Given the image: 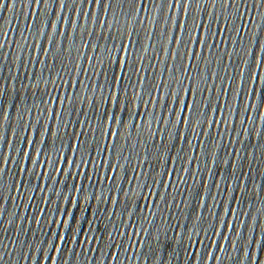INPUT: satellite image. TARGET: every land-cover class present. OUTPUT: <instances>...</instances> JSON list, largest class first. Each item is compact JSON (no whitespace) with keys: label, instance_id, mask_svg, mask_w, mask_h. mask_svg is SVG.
<instances>
[{"label":"water","instance_id":"obj_1","mask_svg":"<svg viewBox=\"0 0 264 264\" xmlns=\"http://www.w3.org/2000/svg\"><path fill=\"white\" fill-rule=\"evenodd\" d=\"M141 2L0 0V264H264V0Z\"/></svg>","mask_w":264,"mask_h":264},{"label":"snow or ice","instance_id":"obj_2","mask_svg":"<svg viewBox=\"0 0 264 264\" xmlns=\"http://www.w3.org/2000/svg\"><path fill=\"white\" fill-rule=\"evenodd\" d=\"M39 2H40V0H36V4H39ZM106 2H107V0H83L84 4L99 5L101 7H104ZM142 2L146 5L149 2V0H142ZM167 2H169V0H167ZM45 3H48V0H45ZM59 3H60L61 7L65 6V0H59ZM171 6H173V0H171ZM175 6L180 8L181 7V0H175ZM108 7L110 8V4L108 5ZM75 11L79 12L80 15H82V16L89 17V12L81 13L80 9L76 8V7H75ZM106 11H107V9H106ZM182 11H184L186 15L190 16L188 10L184 9V7H183ZM56 18L58 20L61 19L60 15H59V12H57ZM91 18H92V14H91ZM63 22L66 23V24H69V21H68L67 17H65L63 19ZM70 24L74 28L77 27V25L74 24L72 21H71ZM50 26H51L53 32H56L57 24L53 20L50 22ZM178 27L185 28L186 26L180 25L178 23ZM60 34L62 35L63 33H60ZM48 38H49V40H52V37H48ZM197 42L198 43H203L202 41H197ZM177 43H178V41H177ZM258 48L260 49L261 52H264V42H262L261 40L258 42ZM250 53H251V50H250ZM255 59L257 60V70L255 72H253L251 70L250 76H248L247 78H245V73H244L243 70L240 73V77H241V91L243 90V87L248 85L249 78L252 79L254 84L261 82V72L264 71V56L257 57V53H256ZM244 63L247 65V61L246 60L244 61ZM114 87H116V88H120L121 87L119 78H117V81H116V84L114 85ZM104 99L106 100V102H108V103H110L112 105V108L121 109V110H124V111L127 110V103L122 102L119 94L116 91L110 92L109 96L107 98H104ZM181 104L183 105L184 109L189 110V111L192 110V107L190 105L184 103L183 101H181ZM52 115L57 119V121H59L61 119V117H60V115L58 113L53 112ZM176 115H177L178 119L181 122H183L184 124L190 126L189 121L187 119H185L183 116H180L179 113H176ZM7 118H8L7 117V113L4 112L3 113V119L6 120ZM106 118L109 121H111V122H117L119 120L117 112L113 111L111 109H109V111L106 113ZM161 119H163V118L161 117ZM120 122H122V121H120ZM165 123L167 124L169 122L165 121ZM36 131H37V133H39V129H37ZM46 131L50 132L51 130L50 129H46ZM109 134L112 135V136L116 135V133H112L111 130H109ZM76 135H77V138H79L80 136L83 135V133H77ZM25 141H26V145H27L28 148H30L32 150H36V142L34 140L29 139L28 137H26ZM80 146L81 145L78 144L76 146V149H74V152L78 151ZM22 155H23V157L25 159V162H26V161L29 160L30 151L23 150ZM36 156H37V158L34 159L32 154H31L30 163L33 166H38L39 168H41L42 171L39 173V175H41L44 178H47V171L44 170V169H46V167H52L53 161L50 160V159L42 161L41 158L44 157V150L42 148L39 149V150H36ZM3 159L6 162L8 160V157H4ZM60 159H61V157L57 156V160H60ZM62 159H63V163H66L69 166H76V161L74 159H69L67 156L63 157ZM3 171H4V169L2 167H0V172H3ZM20 171H21V173H24L25 172V167L22 166ZM56 171L58 173L67 174L66 170L64 168H62V167L56 168ZM113 171H115V169H113ZM2 191H3V189H2V187H0V193H2ZM78 191H79V189H78ZM70 202L71 203H75V201H70ZM60 223H63V221H61ZM232 226H230V227H232ZM245 253H246V255H248L247 246H245Z\"/></svg>","mask_w":264,"mask_h":264}]
</instances>
